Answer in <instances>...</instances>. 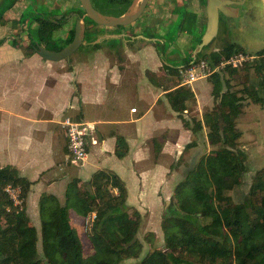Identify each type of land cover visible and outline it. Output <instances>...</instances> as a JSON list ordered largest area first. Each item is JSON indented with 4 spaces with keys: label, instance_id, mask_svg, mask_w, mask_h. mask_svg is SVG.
<instances>
[{
    "label": "crops",
    "instance_id": "crops-1",
    "mask_svg": "<svg viewBox=\"0 0 264 264\" xmlns=\"http://www.w3.org/2000/svg\"><path fill=\"white\" fill-rule=\"evenodd\" d=\"M77 1L42 0L38 3L48 12L58 10L63 14L69 8H77ZM197 1L201 6L195 11L198 29L190 33L189 45L192 50L189 57L193 61L185 63L186 55L180 58L176 66L179 80L174 82L164 69L167 64L153 44L148 43L145 29L135 32L136 22L122 27L125 30L114 32L116 35L113 36L104 28L103 35L96 40L104 46V39H116L115 47H105L116 53L125 46L130 50L126 58L89 56L96 52L94 50L83 53L85 58L77 59L72 65V56L55 62L41 58L36 52L25 56L27 44L21 41L20 33L21 17L28 1L0 0V18L4 21L0 23V40L6 39L0 45V168H15L18 175L30 183L25 199L29 217L31 214L38 220L41 196H54L63 204L68 189L76 181L86 185L95 173L104 171L124 183L129 207L141 215L147 214L149 221L156 219L173 193L175 185L171 170L181 159L180 155L186 149L184 145L207 128L203 124L204 115L213 107L212 74L199 75L192 82L184 81L180 74L181 70L191 67L199 74L196 66L200 60H195L198 51L197 46L193 48V41L196 35L204 34L208 19L206 3ZM242 1H236L241 8L245 3ZM238 8H229V17H238ZM31 14L28 13L29 17ZM184 18L186 25L185 15ZM73 20L70 19L69 24ZM15 21L18 22L16 27L12 24ZM35 25L36 30V22ZM60 35L61 32L55 31L52 39ZM14 41L18 42L15 46ZM87 46L89 44H84L85 49ZM147 47H153L160 63L150 55L151 52H143ZM179 90L190 95L182 117L202 123L201 130L196 133L191 131V125L188 129L183 126L167 99L168 94ZM135 100L137 103L133 105ZM202 109L207 110L202 112ZM67 116L89 125L86 136L88 156L80 166L67 160V137L62 126ZM204 133L203 142L209 147ZM167 161L173 163L168 165ZM13 188L20 191L19 187ZM113 192L116 193V189ZM89 214L90 227H93L95 214ZM119 217H113L105 224H115Z\"/></svg>",
    "mask_w": 264,
    "mask_h": 264
},
{
    "label": "trees",
    "instance_id": "trees-1",
    "mask_svg": "<svg viewBox=\"0 0 264 264\" xmlns=\"http://www.w3.org/2000/svg\"><path fill=\"white\" fill-rule=\"evenodd\" d=\"M120 6L122 15L132 0H106ZM206 3V0H200ZM13 2V1H12ZM183 11H185L183 9ZM185 15V14H184ZM184 15L170 23L169 30L179 31L183 27ZM29 17L24 14V17ZM81 15L55 16L54 13H38L35 16L37 44L24 47L25 56L34 53L38 46L48 51H60L73 39L75 22ZM74 18L69 24L70 19ZM0 23H4L0 18ZM169 23V22H168ZM16 27L17 21L12 22ZM172 24V25H171ZM86 51L97 50L102 36L98 25L84 17L81 21ZM61 40H53L52 34L61 31ZM167 29V31H168ZM166 31V32H167ZM154 28H146L145 37L153 44L161 60L167 64L164 69L177 82V65L169 64L165 43L168 37ZM205 33V31H204ZM203 32L196 35L194 46L201 42ZM6 39L0 40V45ZM59 42H61L59 44ZM96 42V43H95ZM18 42H13L17 45ZM20 46V45H19ZM112 43L110 47H115ZM21 47V46H20ZM201 55L211 69L230 56L246 51L236 43ZM208 49V48H207ZM76 54V52L74 53ZM257 71L254 87L262 88L260 99H264V49L249 55ZM193 61L188 57L185 63ZM213 107L204 115L207 140L211 146L219 147L215 157H203L178 182L173 189L175 205L162 218L164 243L160 249H150L138 264H216L219 257H230L232 264H264V168L253 179L248 193L236 203L228 198L242 182L247 171L245 153L237 148L234 121L240 102L235 94L224 90L220 79H212ZM190 95L179 90L167 95L171 108L178 113L183 126L196 133L201 130V121H187L182 117L185 102ZM195 144L189 143L186 149ZM7 186L19 187L21 205L15 206L5 192ZM30 183L18 175L15 168H0V264H119L122 260L138 257L141 244L137 239L140 213L126 203L127 191L124 183L115 175L100 171L95 173L86 185L75 182L67 191L63 204L54 196L43 195L38 202L42 256L37 250L38 233L26 212L25 199ZM116 189V193L113 190ZM88 212L95 213V230L104 236L105 221L124 216L128 230L122 238L107 241L96 253L86 251L84 243L73 226L72 215L82 218ZM188 252V253H187ZM190 254V255H188ZM191 255H197L195 260Z\"/></svg>",
    "mask_w": 264,
    "mask_h": 264
},
{
    "label": "rangeland",
    "instance_id": "rangeland-1",
    "mask_svg": "<svg viewBox=\"0 0 264 264\" xmlns=\"http://www.w3.org/2000/svg\"><path fill=\"white\" fill-rule=\"evenodd\" d=\"M27 6H25V14L32 13L30 17L24 15L21 17L22 33H20V39L23 43H36V34H35V16L38 13L53 12L54 14H59L57 11H46L43 8L41 3H38L42 0H27ZM240 1V0H235ZM242 1V0H241ZM204 2V0H203ZM244 6L242 8L237 4L233 5L234 8H238L239 16H225L220 15L219 28L216 37L207 45V48L202 51L203 53H210L217 51L230 43H236L238 46L242 47L246 54L238 53L232 55V57L238 56L240 63H236L237 67H232V65L225 64L224 67L219 68V72L211 76V79H220L223 82L224 90H228L231 93L235 94L236 98L240 99V102L237 103V109L239 111L238 115L235 118L234 125L236 133L238 136L236 138L237 148L245 153L246 157L244 164L247 167V171L243 174L241 185L231 193L228 198L229 203L238 202L239 198L246 193H248L249 188L253 183L254 177L257 173L264 168V99H260L262 88L254 87V80L256 79V70L255 66L252 63V58L249 55H254L257 51L264 49V0H244L242 1ZM93 7L101 12L104 15L108 16H120L122 13L120 6L114 5L107 2L106 0H91ZM205 4V3H204ZM203 4V5H204ZM243 5V4H242ZM199 3L197 0H151L147 5V10L145 9L144 14L138 18L135 23L137 30L135 32H141L146 30V28H154L158 33H165L168 29L170 23L180 20L179 14L186 17L182 23L185 25L179 31H175V28L166 32L168 37V42L165 43V46L162 47L165 49L166 54L168 55V62L171 66H176L184 55L189 57V54H192L190 49V33L196 31L195 21L197 20L196 10L199 8ZM201 7V6H200ZM203 8V7H202ZM183 9L185 11H183ZM126 11V10H125ZM124 11V12H125ZM123 12V13H124ZM60 16V14L58 15ZM169 22V23H168ZM171 24V25H172ZM106 28V29H104ZM186 28V30H184ZM109 33V35H116L118 32H123L125 30L122 27H117L116 29L107 28L101 26L99 30L101 32ZM65 30L62 29V31ZM115 30V31H114ZM194 31V32H195ZM116 32L115 34H113ZM136 33V34H137ZM197 33V32H196ZM61 38L54 39L58 40ZM61 40V39H60ZM104 46L101 45L100 50H96L94 53H90L92 50L85 51V47L80 46L72 54L70 63L72 65L76 63L77 59L85 58L83 53H88L89 56L93 57H125L128 55L130 50L121 46L118 52L111 53L110 50H107V47L112 43H116V39L106 38L103 40ZM61 42H59L60 44ZM205 48V47H204ZM187 49V50H186ZM186 50V51H185ZM151 52V56L159 59L157 53L153 47H147L143 52ZM198 53V52H197ZM195 54V60H200L201 55ZM88 56V55H87ZM86 56V57H87ZM231 57V56H230ZM160 63V59L158 61ZM262 74L264 75V68H262ZM206 90V88L204 87ZM261 94V95H260ZM134 100V99H133ZM137 101L133 102L135 105ZM202 112H205V109H202ZM207 134V128L203 132L198 133L197 136H192L188 141L197 142L195 147L190 149H185L184 152L180 155L181 159L178 161L177 166L174 170H171L173 174L172 184L176 185L184 177V175L203 157H215L217 154L216 146H207L205 141V133ZM207 136V135H206ZM195 142V143H196ZM186 143V145L188 144ZM184 145V148L186 147ZM168 162V161H167ZM173 162H168V165ZM21 195V194H20ZM28 195V194H27ZM171 199L167 204H163L162 208L156 215V219L152 221L147 220V214H140L139 225L137 230V239L141 244V250L136 258H129L122 260L119 264H138V262L147 254L150 249H160L164 243V232L161 227L162 218L167 213L171 212V209L175 205V200ZM20 200L21 197H20ZM60 203V202H59ZM25 204V203H24ZM21 205V203L19 204ZM18 205V206H19ZM26 206V205H25ZM27 208V206H26ZM94 212H88L87 217L82 218L75 215H72L71 221L73 226L76 228L80 240L84 243L85 252L94 251L98 252L99 249L110 240L115 238H122L128 230V222L124 216L119 217L115 220V224L110 222L107 226L106 221L104 223V236L100 235L95 230V225L90 227L91 214ZM161 213V214H160ZM95 214V213H94ZM39 215V214H38ZM86 216V215H85ZM30 221L34 225L38 233L37 241V250L39 256H42V246L40 239V219L36 216L30 214ZM96 219V218H95ZM156 220V221H155ZM87 253V252H86ZM188 253V252H187ZM190 255V254H188ZM195 260L197 255H191ZM232 258L228 257H219L216 264H232ZM41 264H45L42 262Z\"/></svg>",
    "mask_w": 264,
    "mask_h": 264
},
{
    "label": "water",
    "instance_id": "water-1",
    "mask_svg": "<svg viewBox=\"0 0 264 264\" xmlns=\"http://www.w3.org/2000/svg\"><path fill=\"white\" fill-rule=\"evenodd\" d=\"M84 12L82 17H78L75 22L74 36L72 41L60 51H48L38 46L36 53L43 59L49 61H61L68 59L80 46L83 45V34L81 20L86 17L94 24L107 28L126 27L138 20L145 11L149 0H132L128 9L120 16H108L97 11L90 0H78ZM234 0H206L205 8L207 15V25L201 42L197 45V51L206 47L217 35L219 28L220 14L231 15L228 7L237 5Z\"/></svg>",
    "mask_w": 264,
    "mask_h": 264
},
{
    "label": "built area",
    "instance_id": "built-area-1",
    "mask_svg": "<svg viewBox=\"0 0 264 264\" xmlns=\"http://www.w3.org/2000/svg\"><path fill=\"white\" fill-rule=\"evenodd\" d=\"M238 56H231L228 59L222 61L219 66L211 69L208 67L204 60H200L196 68L199 70V74L194 72V67H191L186 70H181L180 74L184 77V81L192 82L199 75H214L218 73V69L224 67L225 64L232 65V67H237L236 63H240L238 60ZM134 112L135 109H132ZM62 126L65 130L67 137V160L75 165L80 166L86 160L88 156V150L86 147V136L88 135L89 128L88 124L85 122H80L75 118L67 116L62 121ZM5 192L8 194L9 198L13 201L15 206H18L21 203L20 200V191L18 188H13L11 186H7L5 188Z\"/></svg>",
    "mask_w": 264,
    "mask_h": 264
},
{
    "label": "flooded vegetation",
    "instance_id": "flooded-vegetation-1",
    "mask_svg": "<svg viewBox=\"0 0 264 264\" xmlns=\"http://www.w3.org/2000/svg\"><path fill=\"white\" fill-rule=\"evenodd\" d=\"M231 7L234 8L233 5ZM146 9H147V7H146ZM70 14H72L73 16H75V15H81L82 16L84 14L79 2H78V7L77 8H69L65 13H63V14L60 13V15H62V16H69ZM58 15L59 14H55V16L59 17ZM220 15H223V14H220Z\"/></svg>",
    "mask_w": 264,
    "mask_h": 264
}]
</instances>
